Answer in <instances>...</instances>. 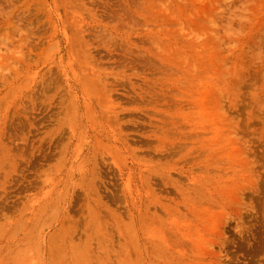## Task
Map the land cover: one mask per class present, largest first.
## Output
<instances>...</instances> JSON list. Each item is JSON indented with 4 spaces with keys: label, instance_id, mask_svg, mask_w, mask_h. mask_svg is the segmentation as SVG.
<instances>
[{
    "label": "rangeland",
    "instance_id": "374dc122",
    "mask_svg": "<svg viewBox=\"0 0 264 264\" xmlns=\"http://www.w3.org/2000/svg\"><path fill=\"white\" fill-rule=\"evenodd\" d=\"M0 264H264V0H0Z\"/></svg>",
    "mask_w": 264,
    "mask_h": 264
}]
</instances>
